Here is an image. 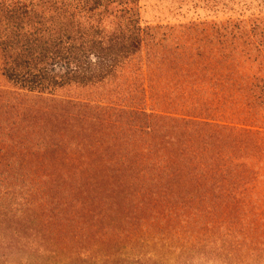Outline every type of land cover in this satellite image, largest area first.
Wrapping results in <instances>:
<instances>
[{"label": "trees", "instance_id": "trees-1", "mask_svg": "<svg viewBox=\"0 0 264 264\" xmlns=\"http://www.w3.org/2000/svg\"><path fill=\"white\" fill-rule=\"evenodd\" d=\"M145 1L0 0V264L48 207L28 95L99 126L116 201L82 238L119 246L102 264H264V0H177L155 24Z\"/></svg>", "mask_w": 264, "mask_h": 264}, {"label": "rangeland", "instance_id": "rangeland-1", "mask_svg": "<svg viewBox=\"0 0 264 264\" xmlns=\"http://www.w3.org/2000/svg\"><path fill=\"white\" fill-rule=\"evenodd\" d=\"M176 1L146 0L143 18L151 24L164 23L168 10L171 8L176 11ZM99 92L93 88L69 87L59 95L64 101L71 98L95 99ZM28 96V103L33 107L28 121L36 130L34 137L37 145V157H31V165L33 169L38 170L39 176H43L41 186L48 198V207L45 212H37L36 224L30 231L31 242L28 250L18 254L17 248L14 249L17 253L13 263L63 264L65 256L71 254V264H102L98 258L105 252L112 253L114 248L101 246L93 240L90 242V237L82 238L85 223L96 224L97 216L98 219L101 216L98 213L102 214L103 210L108 208V205L103 206L102 202L106 198L112 202L116 201L112 187L110 189L112 178L108 177V170L101 171L104 169L99 164L101 152L94 147H88L99 126L91 123L80 124L89 111H82L65 102L59 106L52 105L51 108L49 97ZM79 126H82L83 130L80 132L81 138H77L75 133ZM82 137L86 140L83 143L80 141ZM110 150L106 149L103 153L110 154ZM108 180H111L110 184ZM105 188L110 191H105ZM110 219L111 216L102 222L101 226L105 228ZM92 233L90 230L89 235ZM115 247L117 249L114 250L119 249V246Z\"/></svg>", "mask_w": 264, "mask_h": 264}]
</instances>
